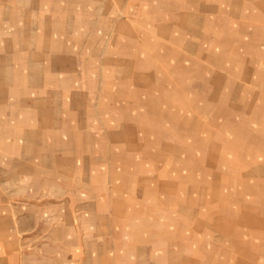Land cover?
<instances>
[{
  "label": "rangeland",
  "instance_id": "obj_1",
  "mask_svg": "<svg viewBox=\"0 0 264 264\" xmlns=\"http://www.w3.org/2000/svg\"><path fill=\"white\" fill-rule=\"evenodd\" d=\"M0 264H264V0H0Z\"/></svg>",
  "mask_w": 264,
  "mask_h": 264
},
{
  "label": "bare ground",
  "instance_id": "obj_2",
  "mask_svg": "<svg viewBox=\"0 0 264 264\" xmlns=\"http://www.w3.org/2000/svg\"><path fill=\"white\" fill-rule=\"evenodd\" d=\"M139 87V86H138ZM258 171V170H257ZM85 174V173H84Z\"/></svg>",
  "mask_w": 264,
  "mask_h": 264
}]
</instances>
